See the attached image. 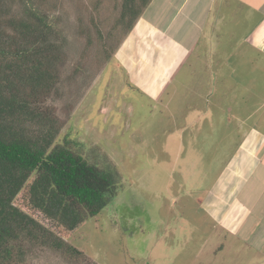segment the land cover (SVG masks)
Segmentation results:
<instances>
[{"label":"rangeland","instance_id":"1","mask_svg":"<svg viewBox=\"0 0 264 264\" xmlns=\"http://www.w3.org/2000/svg\"><path fill=\"white\" fill-rule=\"evenodd\" d=\"M11 4L55 15L60 62L51 91L40 100L61 125L56 143L69 141L91 164L112 172L119 188L106 208L66 239L82 255L33 246L26 264H231L230 257L215 258L224 233L200 202L223 165V143L230 142L221 118L215 131L208 124L177 128L160 113L161 105L136 95L110 66L126 37L117 22L121 0Z\"/></svg>","mask_w":264,"mask_h":264},{"label":"crops","instance_id":"2","mask_svg":"<svg viewBox=\"0 0 264 264\" xmlns=\"http://www.w3.org/2000/svg\"><path fill=\"white\" fill-rule=\"evenodd\" d=\"M110 66L177 128L221 118L230 142L200 201L224 233L215 258L264 264V0H152Z\"/></svg>","mask_w":264,"mask_h":264},{"label":"trees","instance_id":"3","mask_svg":"<svg viewBox=\"0 0 264 264\" xmlns=\"http://www.w3.org/2000/svg\"><path fill=\"white\" fill-rule=\"evenodd\" d=\"M13 1L0 0V264H26L33 246L82 255L66 239L119 189L112 172L69 141L56 143L61 125L40 100L57 78L55 15L29 5L19 11ZM151 1L121 0L117 22L126 37Z\"/></svg>","mask_w":264,"mask_h":264}]
</instances>
